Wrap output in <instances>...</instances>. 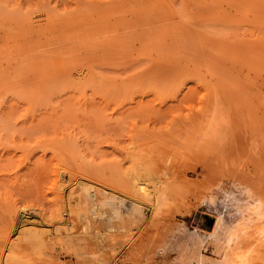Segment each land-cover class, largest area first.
I'll return each mask as SVG.
<instances>
[{
    "label": "rangeland",
    "instance_id": "374dc122",
    "mask_svg": "<svg viewBox=\"0 0 264 264\" xmlns=\"http://www.w3.org/2000/svg\"><path fill=\"white\" fill-rule=\"evenodd\" d=\"M61 168L123 195L131 173L159 177L167 205L9 238L54 221ZM243 187L264 202V0H0V264L7 247L17 264H221L194 231L212 229L204 198Z\"/></svg>",
    "mask_w": 264,
    "mask_h": 264
},
{
    "label": "bare ground",
    "instance_id": "6f19581e",
    "mask_svg": "<svg viewBox=\"0 0 264 264\" xmlns=\"http://www.w3.org/2000/svg\"><path fill=\"white\" fill-rule=\"evenodd\" d=\"M41 17L40 14L37 16L30 15L28 20L33 24L41 20ZM78 71L81 72L78 74L80 76L83 71ZM53 176L52 187L57 190L60 204L56 209L54 221L46 222L41 219V221L25 222L26 220L23 219L25 221H20L18 224L13 223L10 226L8 231L9 238L12 234L17 233L18 235V231L24 235L25 233L47 235L53 231L63 232L67 237L79 234L86 235L90 233L93 223L95 224L97 221L102 223L105 221L109 231H117L119 228L125 230L126 225L117 226V220H122L126 216L132 219L133 222L148 223L160 215L163 208L167 205L166 190L161 185L160 178L156 176L140 172L131 173L129 175L130 195H123L121 192L114 191L102 184L96 185L87 179L74 177V175L72 176L62 168ZM203 202L206 203L208 212L213 215V225L211 231H209L210 234L202 233L199 230L194 231V234H198L196 237L199 242L205 243L208 238L218 240L221 243L220 249L224 257L221 264H264L263 200L255 197L252 192L245 191L243 187L221 197L209 196L206 199L204 198ZM75 209H79L80 212L71 219L70 215ZM146 211H150V216H146ZM74 220H77L76 223ZM128 220L126 223L129 222ZM72 222L74 223L71 224ZM96 232L99 231L96 230ZM129 232L126 235L123 233L122 241L119 240L121 246H127L130 243L132 232ZM97 234L98 236L102 235ZM106 237L111 242L108 244L111 250H116L119 246L116 245L117 242L119 243L115 239L116 237L110 234ZM100 238L104 240V237L101 236ZM12 250L13 248L7 247V252L4 253L2 259L3 264H17L18 257ZM192 254L194 253L192 252ZM98 255L95 257L96 261L93 260L95 261L93 264H104L106 262L105 258L101 257L104 255ZM93 256H95L94 253ZM92 257L90 260H92ZM199 258L196 260H199ZM192 261L194 260L192 259ZM197 263L208 264L209 262L202 258ZM210 264L218 263L210 262Z\"/></svg>",
    "mask_w": 264,
    "mask_h": 264
}]
</instances>
